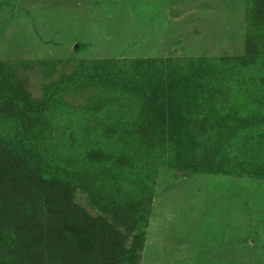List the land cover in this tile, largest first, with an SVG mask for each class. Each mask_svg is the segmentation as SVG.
I'll use <instances>...</instances> for the list:
<instances>
[{
  "label": "rangeland",
  "instance_id": "1",
  "mask_svg": "<svg viewBox=\"0 0 264 264\" xmlns=\"http://www.w3.org/2000/svg\"><path fill=\"white\" fill-rule=\"evenodd\" d=\"M253 2L0 0V77L39 109L18 115L0 94V143L72 185L93 216L121 226V215L125 264H264V23ZM247 37L249 65L220 60L245 55ZM82 69L102 73L98 83ZM140 122L148 139L132 133ZM96 148L135 166L88 161ZM196 156L218 170L187 167Z\"/></svg>",
  "mask_w": 264,
  "mask_h": 264
},
{
  "label": "trees",
  "instance_id": "2",
  "mask_svg": "<svg viewBox=\"0 0 264 264\" xmlns=\"http://www.w3.org/2000/svg\"><path fill=\"white\" fill-rule=\"evenodd\" d=\"M253 1V17L264 23V0ZM245 50L243 56L221 57L220 60L245 67L258 56L257 41L247 37ZM100 74L82 69L78 78L98 83ZM106 74L112 75L110 71ZM257 83L264 91V75L257 78ZM0 94L7 102L14 101L18 115L39 112L38 107L23 105L4 86L1 77ZM113 122L106 126V133L114 129ZM34 124L26 120L17 129L22 137H29ZM131 130L133 134L149 138L150 129L144 123L133 124ZM85 158L94 163L110 161L123 169L135 166L130 156L100 148L86 150ZM215 161L196 156L186 166L196 169L200 164L216 172ZM237 170L241 173L240 166ZM146 198L145 202L131 203L126 215L134 218L142 205L151 201V197ZM113 219L93 216L75 201L72 185L42 176L32 159L0 143V264H125L124 219L120 215L121 226ZM81 241H86L87 246H80Z\"/></svg>",
  "mask_w": 264,
  "mask_h": 264
}]
</instances>
